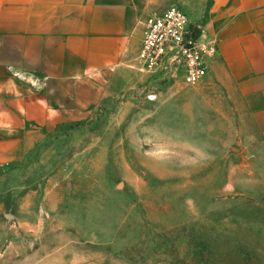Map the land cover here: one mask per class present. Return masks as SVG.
<instances>
[{
  "label": "rangeland",
  "instance_id": "rangeland-1",
  "mask_svg": "<svg viewBox=\"0 0 264 264\" xmlns=\"http://www.w3.org/2000/svg\"><path fill=\"white\" fill-rule=\"evenodd\" d=\"M211 3L137 0L138 24L175 4L202 29ZM135 55L0 167V264H264L262 120L211 71L171 83Z\"/></svg>",
  "mask_w": 264,
  "mask_h": 264
},
{
  "label": "crops",
  "instance_id": "crops-1",
  "mask_svg": "<svg viewBox=\"0 0 264 264\" xmlns=\"http://www.w3.org/2000/svg\"><path fill=\"white\" fill-rule=\"evenodd\" d=\"M136 2L0 0V167L95 104L98 77L132 60L142 34ZM202 27L218 45L213 81L233 111L264 127V0H212Z\"/></svg>",
  "mask_w": 264,
  "mask_h": 264
},
{
  "label": "built area",
  "instance_id": "built-area-1",
  "mask_svg": "<svg viewBox=\"0 0 264 264\" xmlns=\"http://www.w3.org/2000/svg\"><path fill=\"white\" fill-rule=\"evenodd\" d=\"M142 34L134 64L136 71L171 83L197 84L209 72L218 53L213 37L175 4L151 12L142 22Z\"/></svg>",
  "mask_w": 264,
  "mask_h": 264
}]
</instances>
